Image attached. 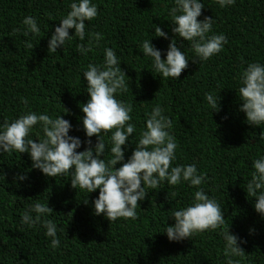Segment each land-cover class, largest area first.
<instances>
[{
    "label": "trees",
    "instance_id": "trees-1",
    "mask_svg": "<svg viewBox=\"0 0 264 264\" xmlns=\"http://www.w3.org/2000/svg\"><path fill=\"white\" fill-rule=\"evenodd\" d=\"M71 2L0 0V124L27 110L52 117L60 114L72 125L69 135L82 141L77 151H83L79 105L87 100V93L81 73L89 63H102L103 49L112 48L126 75L125 90L117 99L132 106L130 122L136 127L129 139L139 138L147 114L159 105L171 120L170 133L177 141L173 165L196 164L198 173L206 177L203 189L224 211L229 232L245 241L242 264H264V218L254 211L253 198L246 193L251 162L264 154V141L259 139L264 124H248L237 98L242 70L250 62L264 64V0H235L225 8L216 0H201L205 7L197 19L213 18L208 35L223 34L227 39L208 60L197 58L191 43L172 33L173 0H92L98 15L85 22V40L74 38L56 53L47 51V41ZM26 16L36 18L39 34L24 35ZM154 25L168 39L155 37ZM72 32L69 29V35ZM95 32L103 39L92 51L80 54L77 45L87 43V34ZM148 38L161 50V59L172 39L182 45L190 59L176 80L153 71L151 59L142 55L141 43ZM209 92L220 97L218 111L211 112L205 100ZM37 131L34 127L30 138L36 139ZM110 135L103 136L105 142ZM88 139L96 142L95 136ZM110 147L106 143L105 160L110 158ZM133 147L129 144L125 160ZM31 163L26 153H0V264H224L219 229L181 241H169L163 233L174 223L172 212L191 201L196 188L187 182L171 186L165 181L156 189H146L135 220L108 221L92 210L98 190L87 194L74 189L70 176L48 177ZM19 174L27 178L18 181ZM86 198L88 204L83 202ZM37 201L52 209L43 219L57 225V248L51 247L42 225L28 228L20 223V213Z\"/></svg>",
    "mask_w": 264,
    "mask_h": 264
},
{
    "label": "clouds",
    "instance_id": "clouds-1",
    "mask_svg": "<svg viewBox=\"0 0 264 264\" xmlns=\"http://www.w3.org/2000/svg\"><path fill=\"white\" fill-rule=\"evenodd\" d=\"M220 8L231 6L235 0H216ZM201 0H173L169 15L171 31L175 37L191 43V50L200 60H208L218 54L227 43L223 34L208 35L212 31L213 18L201 16L204 8ZM98 15L97 4L92 0H72L69 11L59 20L48 41L47 51L56 53L67 41L78 38L85 40L86 21H91ZM24 35L39 34L40 28L33 16H26ZM69 29H73L69 35ZM155 37L168 39V35L159 26L154 25ZM87 43L78 44L80 54L92 51L93 46L103 39L100 32L88 33ZM151 38V37H150ZM150 38L141 43L142 55L151 59L152 69L164 78L176 80L181 72L188 67L186 53L182 45H177V39H172L161 59V50L152 45ZM29 47H33L27 41ZM194 62V61H193ZM121 59L109 47L103 49V62L89 63L82 71L86 82L87 100L79 105L82 116L81 128L84 132V150L82 141L77 136L69 135L72 125L61 115L52 117L41 112L27 110L11 121L0 124V153H26L31 160V167L38 169L48 177L70 176V185L79 187L87 194L98 190L97 197L92 200V210L95 215H101L109 221L118 218L135 220L137 218L138 202H142L148 191L156 189L163 182L175 186L187 182L195 187L191 201L175 209L170 217L173 224L167 225L163 231L169 241L189 239L193 235L205 231L219 229V235L224 242V264H242L245 252L241 247L245 241L236 234H231L225 225L224 211L215 197H210L202 185L206 177L198 173L195 163L175 164L177 141L170 133L171 120L163 114L164 110L155 105L144 122V129L139 132L138 139H129L136 131L132 120V106L117 99V94L125 90V73L120 67ZM127 90L129 87L127 85ZM221 90V89H220ZM238 110L243 112L245 121L252 126L264 124V64L259 61L250 62L239 75ZM205 100L211 112L219 110L220 97L218 93H206ZM21 103L26 104L23 98ZM62 106V105H61ZM62 113L67 114L64 109ZM34 127L36 139L33 135ZM111 135L105 142L103 136ZM42 134V135H41ZM95 136L93 144L88 138ZM264 141V133L259 134ZM106 143H110V158L105 160ZM134 147L125 160V152L129 144ZM123 146V148H122ZM119 164V167L115 165ZM253 171L246 182L247 196L253 198L252 207L264 218V154L251 162ZM3 177V175H0ZM23 174L16 180L23 181ZM88 204L87 198L83 200ZM52 212L46 203L35 202L20 213V223L28 228L42 225L45 236L50 237L52 248L60 245L57 236V225L51 219H43ZM251 232L252 230L249 229ZM238 258V259H234Z\"/></svg>",
    "mask_w": 264,
    "mask_h": 264
}]
</instances>
